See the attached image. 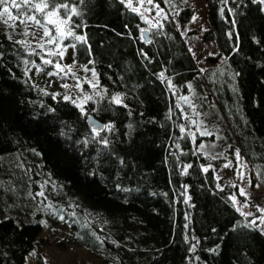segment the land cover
<instances>
[{
    "label": "trees",
    "instance_id": "1",
    "mask_svg": "<svg viewBox=\"0 0 264 264\" xmlns=\"http://www.w3.org/2000/svg\"><path fill=\"white\" fill-rule=\"evenodd\" d=\"M188 1L154 0L164 16L148 21L126 0H56L85 37L65 35L59 47L31 21H0V264H26L47 208L75 245L108 263L264 264L259 213L234 204L237 186L220 187L215 171L239 152L264 190V5L204 0L202 39L216 53L201 72L171 17L189 21ZM29 14L56 35L44 14ZM61 49L76 77L49 54ZM33 74L60 86L71 79L80 94ZM89 117L111 130L94 131ZM48 180L50 199L38 195Z\"/></svg>",
    "mask_w": 264,
    "mask_h": 264
},
{
    "label": "rangeland",
    "instance_id": "2",
    "mask_svg": "<svg viewBox=\"0 0 264 264\" xmlns=\"http://www.w3.org/2000/svg\"><path fill=\"white\" fill-rule=\"evenodd\" d=\"M128 3V0H126ZM155 3V2H154ZM157 4V3H155ZM264 5V3H263ZM186 6L193 8V16L187 22L178 19L177 12H171V17L175 21L178 30L182 34L186 45L193 55L198 69L204 71L206 68L211 67L208 63V55L216 53V45L213 42H206L202 39L203 31L208 27L207 21V7L204 0H189ZM132 7L139 9V12L148 20L161 19L164 16V11L159 12L153 5L146 3V0H132ZM181 9V8H180ZM180 9L178 11H180ZM61 18V17H60ZM55 19V17L53 18ZM63 19V18H62ZM7 25L4 26V28ZM54 28L53 25L48 26ZM67 26L61 25L62 30ZM55 29V28H54ZM69 51L63 56L62 66L68 70L65 75L76 77L79 69L74 68L71 64V55ZM69 55V56H68ZM63 69V67H60ZM72 70L73 73H70ZM85 78L93 82L91 74L86 75ZM38 83L45 87L53 89H62L67 95H70L71 90L79 93L76 83L70 81L65 85H59L56 80L46 79L45 77L33 74ZM37 76V78H36ZM80 94V93H79ZM187 98V96H185ZM189 102L193 101L192 98H187ZM185 100V101H186ZM197 103V101H195ZM227 165V167H225ZM218 185L223 187L227 184H234L237 186L238 194L235 197L236 205L245 213L258 212V225L264 230V224L261 223L260 217L264 216V190L259 183L252 182L251 168L244 157L236 156L235 159L224 161L220 166L215 167ZM243 174V178L241 177ZM240 189H244L246 195H240ZM44 194L50 197L54 195V188L51 181H45L42 185ZM39 218H43L45 222L42 236L39 238L38 244L32 252L26 257V264H113L108 263L104 258H100L89 251L75 245L72 236L70 235L71 229L61 220H56L55 215L51 213V209L47 208L44 212L41 211ZM7 216L5 211L0 210V220Z\"/></svg>",
    "mask_w": 264,
    "mask_h": 264
},
{
    "label": "snow or ice",
    "instance_id": "3",
    "mask_svg": "<svg viewBox=\"0 0 264 264\" xmlns=\"http://www.w3.org/2000/svg\"><path fill=\"white\" fill-rule=\"evenodd\" d=\"M143 2V0H142ZM261 3H264V0H260ZM146 3L149 5H153L155 8H157L158 14L159 12H162L163 9H160L159 4H155L154 0H146ZM128 7L131 8L133 12H139V9L136 7H132V0H128ZM49 8H51V11H46ZM12 9H15V14H13ZM59 9H64L65 14L69 11V6L68 4L61 3L59 5V8H57L56 5V0H38V2H34V0H0V21H2L5 24H8L10 21H17L19 20L20 23H27L28 21L33 22L36 25H39L41 28H43V35L45 37H48V43L50 44H56L57 47H59L58 44V39L64 37L65 35L73 37L74 39L85 42V37L80 35L77 36L74 34V32L71 30V28L66 27L65 29L62 30L61 25L67 26L69 24V19L68 18H60V11ZM31 10H34L36 13H41L44 14L45 19L47 24L53 25L55 28L56 35H53L52 32L45 26L44 23L41 22L40 19L37 18L36 15H31L29 12ZM70 11L74 15H79L77 13V10L75 8L70 9ZM23 16L25 19L20 20L19 18ZM55 17V19H53ZM147 22V21H146ZM149 32V29H142L141 30V39L145 40V42H150V38L147 35ZM43 47V45H41ZM49 54L51 55H60L61 57L63 56V49L60 51H51ZM44 63L46 64H51L52 61L50 60H45ZM57 68H60V65H56ZM61 71L63 69H60ZM93 76H95V72H93ZM97 85L93 84L92 87H96ZM67 87V85H65ZM79 87V84L77 85ZM65 99H70V97H65ZM86 100H91V96L85 97ZM185 100L187 99L186 97L184 98ZM113 100L119 104L121 102L119 95H116L113 97ZM81 111H83V107L81 106ZM91 119V117H89ZM93 124L95 125V121H93ZM96 127H101L99 125H95L93 130H96ZM102 127L107 128L108 130H111L112 126L109 125H103ZM183 131V129H181ZM99 133H97L98 135ZM207 134V133H205ZM102 143L107 145L108 141L106 139L102 140ZM203 147V145H201ZM237 157H239V152L236 153ZM227 167V165H225ZM207 171V169H205ZM241 177L243 178V174L241 173ZM38 195H43V192L38 193ZM240 195L244 196L246 195L244 189H240ZM233 203H237L235 197H232ZM261 212H264V209H260ZM248 215H251L249 213ZM261 223H264V216L260 217ZM256 221L253 220L251 221V224H255Z\"/></svg>",
    "mask_w": 264,
    "mask_h": 264
},
{
    "label": "water",
    "instance_id": "4",
    "mask_svg": "<svg viewBox=\"0 0 264 264\" xmlns=\"http://www.w3.org/2000/svg\"><path fill=\"white\" fill-rule=\"evenodd\" d=\"M148 35V34H147ZM89 121H90V124L92 125V126H94L95 127V125H99V126H101V127H96L98 130H101L103 127V124L102 123H100L98 120H96L94 117H91V119H89ZM93 121H95V125L93 124Z\"/></svg>",
    "mask_w": 264,
    "mask_h": 264
}]
</instances>
